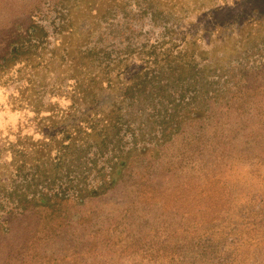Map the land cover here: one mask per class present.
I'll list each match as a JSON object with an SVG mask.
<instances>
[{
    "label": "rangeland",
    "instance_id": "1",
    "mask_svg": "<svg viewBox=\"0 0 264 264\" xmlns=\"http://www.w3.org/2000/svg\"><path fill=\"white\" fill-rule=\"evenodd\" d=\"M178 48L208 65L210 97L106 193L6 203L0 264H264V0H0V157Z\"/></svg>",
    "mask_w": 264,
    "mask_h": 264
},
{
    "label": "trees",
    "instance_id": "2",
    "mask_svg": "<svg viewBox=\"0 0 264 264\" xmlns=\"http://www.w3.org/2000/svg\"><path fill=\"white\" fill-rule=\"evenodd\" d=\"M36 30L32 26L29 36ZM22 46H13L11 53ZM185 49L164 50L145 59L110 102L94 90L85 107L42 116L41 120H53L39 127H47L44 137L25 136L21 141L18 132L10 156L0 157V198L4 199L0 210L6 209V203L26 211L104 194L123 177L130 152L141 143L171 139L181 127L182 113L201 105L215 90L208 65L194 62L191 56L186 60Z\"/></svg>",
    "mask_w": 264,
    "mask_h": 264
}]
</instances>
